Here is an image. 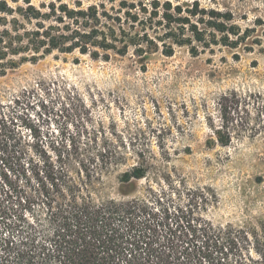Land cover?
I'll list each match as a JSON object with an SVG mask.
<instances>
[{
    "label": "rangeland",
    "instance_id": "rangeland-1",
    "mask_svg": "<svg viewBox=\"0 0 264 264\" xmlns=\"http://www.w3.org/2000/svg\"><path fill=\"white\" fill-rule=\"evenodd\" d=\"M6 1L20 17L27 2L46 12L41 6L58 0ZM61 1L72 8L78 1L84 8L104 4L115 15L112 8L119 9L121 1L141 0ZM197 1L203 9L220 12L225 25L221 34L207 26L209 19L200 24L207 29L203 44L164 45L150 31L154 44L142 55L130 48L125 56L109 52L105 61L79 52L54 53L9 66L3 74L0 68V109L26 89L56 83L42 102L14 110L0 137V213L15 195L34 191L37 172L48 161L57 164L59 155L68 152L89 157L105 148L122 160L93 190L96 200L124 198L119 177L142 162L148 176L135 181L127 199H143L151 187L165 193L162 204L172 213L191 204L193 218L264 235V0ZM171 47L174 53L167 56ZM216 130L224 141L232 136L227 146ZM155 218L162 221L164 214ZM175 230H157L152 238L156 251L173 242H195ZM250 253L258 258L254 251L212 246L193 255V261L236 264ZM187 255L171 264H181Z\"/></svg>",
    "mask_w": 264,
    "mask_h": 264
},
{
    "label": "trees",
    "instance_id": "trees-1",
    "mask_svg": "<svg viewBox=\"0 0 264 264\" xmlns=\"http://www.w3.org/2000/svg\"><path fill=\"white\" fill-rule=\"evenodd\" d=\"M27 4V9H20V17H16L7 1L0 0L1 74L9 66L16 68L20 63L37 62L54 53L79 52L105 61L110 58L109 52L125 56L130 48L142 55L154 44L150 31L164 45L167 41L178 46L203 44L207 29L200 24L206 23V19L213 31L225 33V25L219 19L223 15L201 8L197 0L191 4L121 1L119 9L112 8L115 15L104 4L84 8L78 1L72 8L58 0L42 5L46 12L30 2ZM225 16L231 21V15ZM173 53L171 47L167 56ZM54 86L56 83L38 84L37 88L22 91L9 105L2 106L0 137L5 135L14 110L27 108L34 101L42 102L43 95L51 93ZM221 133V130L215 131L219 142L227 146L232 136L224 141ZM121 160L104 148L89 157H77L69 152L60 154L57 164L45 163L44 169L37 172L38 184L34 191L15 195L11 206L4 207L0 213V264H171L177 256L181 260L184 253L188 255L181 264H197L193 255L212 246L227 251L240 248L258 255V258L251 253L243 255L236 264H264V235L193 218L191 204L175 208L172 213L162 204L165 193L151 187L145 198L127 199L135 188V181L148 176V168L142 162L120 175L124 198L96 200L93 190L104 185L105 175L118 167ZM202 198L207 199L205 195ZM152 203L160 207L154 209ZM158 212L164 214V219L157 222ZM172 227L195 242L185 241L181 246L173 242L165 250L156 251L154 234L161 228L171 232Z\"/></svg>",
    "mask_w": 264,
    "mask_h": 264
}]
</instances>
